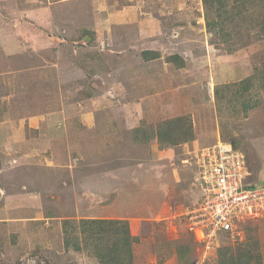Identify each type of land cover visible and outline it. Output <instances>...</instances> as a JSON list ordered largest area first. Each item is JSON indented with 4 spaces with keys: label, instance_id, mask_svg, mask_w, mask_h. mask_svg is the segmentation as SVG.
Returning <instances> with one entry per match:
<instances>
[{
    "label": "rangeland",
    "instance_id": "1",
    "mask_svg": "<svg viewBox=\"0 0 264 264\" xmlns=\"http://www.w3.org/2000/svg\"><path fill=\"white\" fill-rule=\"evenodd\" d=\"M75 1L0 0V264H105L96 250L115 254L117 236L86 237L82 218L129 223L125 264H264V218L202 263L192 209L193 170L219 141L264 181V0ZM179 116L192 140L137 141Z\"/></svg>",
    "mask_w": 264,
    "mask_h": 264
},
{
    "label": "built area",
    "instance_id": "2",
    "mask_svg": "<svg viewBox=\"0 0 264 264\" xmlns=\"http://www.w3.org/2000/svg\"><path fill=\"white\" fill-rule=\"evenodd\" d=\"M200 155L193 183L203 197L192 209L205 222L200 241L208 252L219 231L234 234L241 222L264 218V183L249 180L247 155L230 142L219 141Z\"/></svg>",
    "mask_w": 264,
    "mask_h": 264
},
{
    "label": "trees",
    "instance_id": "3",
    "mask_svg": "<svg viewBox=\"0 0 264 264\" xmlns=\"http://www.w3.org/2000/svg\"><path fill=\"white\" fill-rule=\"evenodd\" d=\"M207 2L208 6L212 7V10L215 8L217 9L212 1L205 0ZM222 2L221 0H214V3ZM214 11V10H213ZM226 21V20H224ZM221 24V19L217 17L209 18L207 21V26L210 32L217 33L220 30L223 29V25L219 28ZM142 55L146 60H151L154 58H157L161 55V52L159 50H143ZM167 59L169 62L176 63L179 67H182L184 64V59L179 53L170 54L167 56ZM249 104H246V107ZM256 103L253 105H250V107H255ZM248 110V109H247ZM151 127L154 129L152 130L150 134V129L148 127H145V130L140 127V130L143 132L141 135V138L137 139L139 142H146L150 138L155 139L158 141L160 145H178L183 142H187L189 140H192L194 137V128L192 120L188 116H179L176 118L168 119L162 122H159L157 124L151 125ZM233 144V143H232ZM236 147V146H235ZM238 148V147H236ZM263 182L264 181H259ZM82 222L81 225L85 227L83 228L84 231L88 230L90 227H93V229L87 234L86 237H88L90 234L94 233L95 231L98 233L99 227H106V230L113 232L117 236V242L115 246V254L110 255L109 253H104L99 248V250H96V255L103 257L102 261L105 264H125L126 262V254L132 256V244L136 240H139L138 236H133L131 234L129 223L124 219H105V218H82L80 221ZM72 223L71 219H65L63 221V224L66 228H69L68 226ZM97 226V227H96ZM96 227V228H95ZM66 247H70L71 242L70 240H67L65 242ZM74 248L76 250H81L82 246H80L79 242H75ZM123 249V251L120 253V250ZM188 252V250H186ZM220 261L222 262V258L224 253H220ZM111 258L109 260L108 258ZM131 259V258H130ZM129 259V260H130ZM127 264H130V262H127ZM235 264V263H231Z\"/></svg>",
    "mask_w": 264,
    "mask_h": 264
},
{
    "label": "clouds",
    "instance_id": "4",
    "mask_svg": "<svg viewBox=\"0 0 264 264\" xmlns=\"http://www.w3.org/2000/svg\"><path fill=\"white\" fill-rule=\"evenodd\" d=\"M231 143V142H230ZM248 160V159H247ZM249 165V164H248ZM262 183V182H260ZM259 219H262V218H259ZM255 220V219H254ZM249 221V220H248ZM252 221V220H250ZM244 222V221H243ZM242 223V222H241ZM241 226V224H240ZM239 226L238 228V231L237 232H234V234H232L230 231H219L218 232V237H216V239L214 240L213 242V245H212V248L210 250H208V252H206L205 250V243L202 242L203 246H204V257H205V261H203L202 263H205L207 262L209 259V256H208V253L210 251H216L217 247L219 246V243H220V240H222V238H225V236H229V237H237V236H240L241 238L243 237V231L241 230V227ZM83 247V246H82ZM77 251H81V250H77Z\"/></svg>",
    "mask_w": 264,
    "mask_h": 264
},
{
    "label": "crops",
    "instance_id": "5",
    "mask_svg": "<svg viewBox=\"0 0 264 264\" xmlns=\"http://www.w3.org/2000/svg\"><path fill=\"white\" fill-rule=\"evenodd\" d=\"M59 1H60L61 3L66 2V4H68L70 0H59ZM78 2H79V0H78V1H75L74 3H78Z\"/></svg>",
    "mask_w": 264,
    "mask_h": 264
}]
</instances>
